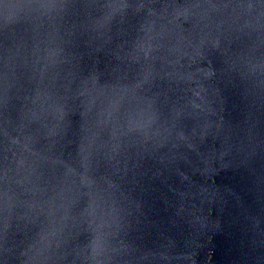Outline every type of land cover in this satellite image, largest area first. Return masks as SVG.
Masks as SVG:
<instances>
[{
	"label": "water",
	"instance_id": "1",
	"mask_svg": "<svg viewBox=\"0 0 264 264\" xmlns=\"http://www.w3.org/2000/svg\"><path fill=\"white\" fill-rule=\"evenodd\" d=\"M0 264H264V0H0Z\"/></svg>",
	"mask_w": 264,
	"mask_h": 264
}]
</instances>
